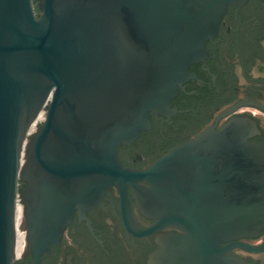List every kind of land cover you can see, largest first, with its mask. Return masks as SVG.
<instances>
[{"label":"water","instance_id":"95a60500","mask_svg":"<svg viewBox=\"0 0 264 264\" xmlns=\"http://www.w3.org/2000/svg\"><path fill=\"white\" fill-rule=\"evenodd\" d=\"M245 1L0 0V264H41L75 212L91 226L86 212L114 186L128 233L175 230L158 235L148 264H245L226 253L264 249L240 241L264 233V143L249 140L251 119L146 169L118 157L169 105L229 5Z\"/></svg>","mask_w":264,"mask_h":264},{"label":"flooded vegetation","instance_id":"af4514ba","mask_svg":"<svg viewBox=\"0 0 264 264\" xmlns=\"http://www.w3.org/2000/svg\"><path fill=\"white\" fill-rule=\"evenodd\" d=\"M205 49L176 86L166 109L149 113V129L132 143L118 147L124 167L146 169L175 147L208 129L220 130L234 118L254 121L257 129L249 140L264 143V0L229 5L216 36L207 41ZM128 190L136 221L143 227L153 224L155 220L141 212L134 192ZM86 216L91 226L75 212L61 242L43 255L41 264H148L158 235L175 232L166 229L146 237L128 233L116 186ZM240 241L261 248L264 233ZM226 256L238 257L245 264H264V249H233ZM20 264H31L30 257Z\"/></svg>","mask_w":264,"mask_h":264},{"label":"bare ground","instance_id":"6f19581e","mask_svg":"<svg viewBox=\"0 0 264 264\" xmlns=\"http://www.w3.org/2000/svg\"><path fill=\"white\" fill-rule=\"evenodd\" d=\"M45 114H46L45 110L42 109V110L37 114V116L35 117V119L32 121L30 127L28 128V131L26 132V136H25V139H24V141H23V145H24V143H25L27 137L33 134L32 132L35 130V128H36V126H37V123H39L40 120H42V119L45 118ZM23 145H22V149H23Z\"/></svg>","mask_w":264,"mask_h":264},{"label":"rangeland","instance_id":"374dc122","mask_svg":"<svg viewBox=\"0 0 264 264\" xmlns=\"http://www.w3.org/2000/svg\"><path fill=\"white\" fill-rule=\"evenodd\" d=\"M45 118H46V114H45ZM45 118H44V119H42V120H40V121H39V123H40V124H43V122H44ZM38 127H39V126L37 125V126H36V128H35V130H34L32 133H35V132H37V130H38Z\"/></svg>","mask_w":264,"mask_h":264},{"label":"trees","instance_id":"16d2710c","mask_svg":"<svg viewBox=\"0 0 264 264\" xmlns=\"http://www.w3.org/2000/svg\"><path fill=\"white\" fill-rule=\"evenodd\" d=\"M38 12V11H37Z\"/></svg>","mask_w":264,"mask_h":264}]
</instances>
